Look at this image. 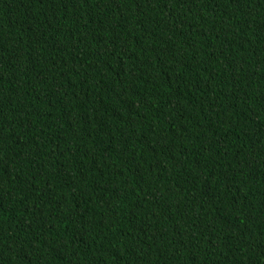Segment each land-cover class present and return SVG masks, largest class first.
Segmentation results:
<instances>
[{"label":"trees","instance_id":"obj_1","mask_svg":"<svg viewBox=\"0 0 264 264\" xmlns=\"http://www.w3.org/2000/svg\"><path fill=\"white\" fill-rule=\"evenodd\" d=\"M0 264H264V0H0Z\"/></svg>","mask_w":264,"mask_h":264}]
</instances>
